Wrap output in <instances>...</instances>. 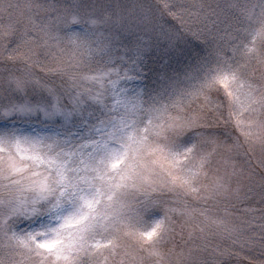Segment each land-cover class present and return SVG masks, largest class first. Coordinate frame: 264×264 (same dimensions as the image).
I'll list each match as a JSON object with an SVG mask.
<instances>
[{"label": "snow or ice", "instance_id": "obj_1", "mask_svg": "<svg viewBox=\"0 0 264 264\" xmlns=\"http://www.w3.org/2000/svg\"><path fill=\"white\" fill-rule=\"evenodd\" d=\"M256 247L264 0H0V264Z\"/></svg>", "mask_w": 264, "mask_h": 264}, {"label": "rangeland", "instance_id": "obj_2", "mask_svg": "<svg viewBox=\"0 0 264 264\" xmlns=\"http://www.w3.org/2000/svg\"><path fill=\"white\" fill-rule=\"evenodd\" d=\"M96 2H100V3H119L121 5H130L134 2H137V0H96ZM139 2H146L149 4H158L159 0H139ZM189 40L191 41L190 43V47H193L194 49L197 48L199 46V42L195 41L194 39H192L191 37H189ZM246 159V158H244ZM259 179V177H257V180ZM194 207H196L197 205H193ZM241 211H243V205L239 206ZM251 207H255V208H259L258 204L255 205H251ZM223 247V245H221ZM249 255L247 252L242 253L240 257H229V256H224L221 258V262L220 264H253V261H259L260 259L264 258V256L261 255V250L259 249V247H256L253 250V253L251 254V259H244V256Z\"/></svg>", "mask_w": 264, "mask_h": 264}]
</instances>
